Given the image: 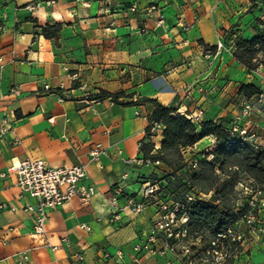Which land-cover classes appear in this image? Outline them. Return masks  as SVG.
<instances>
[{"label": "crops", "instance_id": "1", "mask_svg": "<svg viewBox=\"0 0 264 264\" xmlns=\"http://www.w3.org/2000/svg\"><path fill=\"white\" fill-rule=\"evenodd\" d=\"M50 1L0 0V115L13 126L0 141V205L18 210H0V264H18L15 255L24 252L30 264H170L163 257L134 261V248L151 233L157 213L148 206L134 214L128 198L141 200L143 184L155 182L142 175L155 168L128 160L155 158L154 145L163 143V133L148 135L155 107L144 98L178 114L203 111L204 121L227 118L230 127L248 103L252 111L241 126L264 144V105L259 102L264 67L249 71L234 51L216 49L210 58L204 52L227 39L226 33L245 40L264 35V10L252 6V0H169L161 3L165 20L157 26L158 14L147 13L151 0ZM135 3L139 13L131 14ZM56 24L63 26L60 34L45 37L43 28ZM74 73L80 76L77 82ZM243 84L257 86L262 94L241 98ZM45 85L53 93L44 92ZM13 88L22 94L12 95ZM101 91L123 92L128 97L119 102L135 104L89 100ZM255 100L258 104L252 105ZM95 145L105 149L97 161L89 154ZM216 149L209 136L185 150L200 157ZM27 159L44 160L53 168L86 165L85 184L98 190L88 202L75 199L51 211L47 231L57 250L32 236V218L22 208L35 200L21 192L14 178L1 177L13 163ZM124 175V193L118 194ZM114 201L122 217L118 224L111 223ZM247 252L240 264H264V235Z\"/></svg>", "mask_w": 264, "mask_h": 264}, {"label": "built area", "instance_id": "2", "mask_svg": "<svg viewBox=\"0 0 264 264\" xmlns=\"http://www.w3.org/2000/svg\"><path fill=\"white\" fill-rule=\"evenodd\" d=\"M169 0H151L147 9L148 14H158L157 26L164 24L165 16L162 14L161 3ZM50 4H55L54 0ZM258 8L264 6V0H256ZM131 14L139 13V6L135 3L128 10ZM3 28L0 26V30ZM226 36V35H225ZM217 51L233 52L235 50V38L219 40ZM205 56L210 58L214 51L212 47H206ZM3 60L0 58V63ZM74 81H79L78 73L72 74ZM61 89L58 90V92ZM44 92L53 93L49 85L43 87ZM216 88L211 89L214 94ZM11 94L20 96L19 88H13ZM264 105V97H260ZM252 111L250 104H246L232 126V136H239L264 151V144H259L256 135L247 127H242V121ZM193 123L203 121L204 112L198 111L195 114H185ZM13 131L12 123L6 115H0V141L4 140ZM148 135L154 137L164 132V126L148 117ZM14 144H19V139H14ZM144 143H140L143 148ZM161 147L154 145L153 151H160ZM105 153L101 145H95L90 150V157L97 161ZM212 155H210L211 157ZM130 164L142 167H157L161 165L160 160H153L150 157L141 156L128 160ZM198 160L195 159V166ZM2 178H14L21 192L35 200L34 204L26 205L23 212L30 215L33 222L32 236L40 239L45 247L57 250L58 246L51 243L47 231V224L52 210L63 207L65 204L79 199L88 202L98 193L95 186L86 185L88 179L86 165H74L72 167L53 168L41 159H27L13 163L4 173ZM127 175L122 176V182L118 185L117 193H124V182ZM168 183L146 182L142 186L141 200L131 196L128 198L127 208L134 214H141L148 206L156 208L157 219L153 224L151 233L145 240L139 242L134 248V261L142 263L145 259H156L163 257L174 264H240L242 257L246 255L247 247L257 242L264 235V187L249 188L240 185L244 190L243 194L248 195L249 209L246 214L235 224H230L217 232H194L189 226L191 221L190 207L198 201H205L204 198L191 192L186 193L181 199L163 196L162 191L167 189ZM204 197H207L204 195ZM207 202V201H205ZM111 223L118 224L121 220V213L116 201L111 203ZM0 210L17 212V208L11 204H1ZM161 242V245H159ZM36 248V247H34ZM18 264H30L29 252L15 255Z\"/></svg>", "mask_w": 264, "mask_h": 264}, {"label": "trees", "instance_id": "3", "mask_svg": "<svg viewBox=\"0 0 264 264\" xmlns=\"http://www.w3.org/2000/svg\"><path fill=\"white\" fill-rule=\"evenodd\" d=\"M62 29L61 24H56L43 28V33L45 37L53 38L60 34ZM226 38V43L234 39L228 33H226ZM214 50L216 47H213ZM233 55L237 62L249 71H256L264 67V35L250 40L235 38ZM261 94V89L253 84H243L239 90V96L246 100ZM123 97L128 96L123 92L101 91L98 95L89 96V100L111 98L117 104L125 106L135 104V102L120 103L119 99ZM144 102L155 107L151 117L164 126L162 147L158 155L152 158L153 160H165L162 155L163 152L191 148L202 139L211 136L215 138L217 143V149L212 152L214 158L212 161H208L207 157L210 154H207L203 159L199 158V163H206L212 170L219 166L221 171H225L227 162L232 161V166H229V169L235 175L248 174L255 180L254 187H264V151L239 136L233 137L231 133L233 125L230 127L227 118L218 122L203 120L200 123H193L186 115L178 114L176 109L166 107L156 100L144 98ZM144 150L146 154L151 152L150 148L147 147ZM168 184L167 188L169 189L175 186L173 180H169ZM248 209L249 204L247 202L239 209H222L219 204L215 203L214 196V200L211 202L198 201L191 205L189 226L194 232L204 231L216 234L226 226L239 221Z\"/></svg>", "mask_w": 264, "mask_h": 264}, {"label": "rangeland", "instance_id": "4", "mask_svg": "<svg viewBox=\"0 0 264 264\" xmlns=\"http://www.w3.org/2000/svg\"><path fill=\"white\" fill-rule=\"evenodd\" d=\"M254 1L256 0H252V6H257ZM261 10H264V6ZM257 102L255 100L252 105L258 104ZM259 102L263 104L261 101ZM234 103L240 105V102L236 99ZM207 154L212 155L207 157L208 161H212L214 158L212 152L201 153L200 157L188 155L185 149L163 152L162 155L165 160H161V165L153 167L155 170L148 171L142 176L156 183H168L169 180H173L175 186L163 190L161 192L163 196L171 195V198L181 199L186 193L191 192L204 198L207 202L213 201L215 196V203L219 204L222 209L242 208L248 200V195L243 194L242 190L244 189L240 185L253 188L255 180L248 174L235 175L229 169V166H232V161L227 162L225 171H221L219 166L212 170L206 163H199L200 161L195 166V159H203ZM168 168L171 170H167ZM241 170H243L242 167ZM171 177H174V179H171ZM204 195L207 197H204ZM261 240H263V237Z\"/></svg>", "mask_w": 264, "mask_h": 264}]
</instances>
